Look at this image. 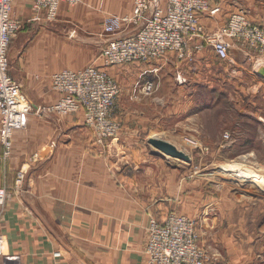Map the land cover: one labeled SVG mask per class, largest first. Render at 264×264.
Here are the masks:
<instances>
[{
	"label": "crops",
	"instance_id": "1",
	"mask_svg": "<svg viewBox=\"0 0 264 264\" xmlns=\"http://www.w3.org/2000/svg\"><path fill=\"white\" fill-rule=\"evenodd\" d=\"M100 1L81 0L72 10L61 4L52 22L45 20L42 11L35 12L29 0L13 3V17L20 28L36 31L25 56L12 68L10 63L11 76L35 110L57 101L51 76L63 69L78 70L100 62L96 66L119 86L113 116L120 131L104 148L93 145V134L80 113L33 114L25 129L13 133L11 156L5 163L0 159V186L12 188L18 171H24L25 177L0 211V235L5 251L17 255L21 264H148L144 254L148 219L161 223L168 214L176 213L177 197L176 170L157 163V159L168 158L154 155L148 141L159 139L170 114L187 110L183 96L190 88L218 79L209 73L214 66L223 65L204 47L195 53L192 63L167 54L150 63L112 68L104 66L99 54L94 58L83 55L81 64L70 61V67L64 68L71 51L66 50L68 41L58 31L60 23L72 22L85 33L101 32L106 13L131 14L133 0H104V7L98 6ZM210 1L219 12L212 17L200 15L206 32L223 28L239 12L253 24H264V0ZM133 33L128 25L122 36ZM195 43L192 40L189 45ZM236 50L237 59H253L245 50ZM259 58L264 61V56ZM250 74L254 87L264 85L254 71ZM179 75L185 79L183 85L175 80ZM148 81L156 87L151 96L141 91ZM256 113L263 115L260 108ZM35 153L39 160L32 163ZM57 252L60 257L54 258Z\"/></svg>",
	"mask_w": 264,
	"mask_h": 264
},
{
	"label": "built area",
	"instance_id": "2",
	"mask_svg": "<svg viewBox=\"0 0 264 264\" xmlns=\"http://www.w3.org/2000/svg\"><path fill=\"white\" fill-rule=\"evenodd\" d=\"M15 0H0V159L11 156L12 136L26 128L33 111L21 92V85L10 74L9 49L20 24L13 17ZM35 12H43L45 20L55 21L61 4L70 7L81 0H29ZM164 4V7L161 4ZM219 7L210 0H133L130 15H105L99 37L104 45L99 57L104 66L120 67L136 63H150L174 54L179 60L192 63L194 55L208 47L225 63L231 48L243 49L257 59L264 56V24H253L244 13H234L227 24L216 31L206 32L200 15L214 16ZM131 25L134 33L122 36L124 27ZM195 40L194 46L189 42ZM178 85L185 79L176 76ZM51 88L58 95L48 107L38 113L58 116L81 114L84 126L93 134V145L104 148L115 139L120 125L113 117L119 96L118 84L103 70L89 65L78 70L63 69L51 76ZM155 84L148 81L141 91L152 94ZM38 155L34 156L38 158ZM25 177L18 171L12 188L0 186V211L19 190ZM1 213V212H0ZM147 244L144 254L148 264H214L199 247L195 221L180 214L170 213L160 223L149 218L146 226ZM60 253L54 254L59 258ZM0 264H21L17 255L5 251L0 235Z\"/></svg>",
	"mask_w": 264,
	"mask_h": 264
},
{
	"label": "rangeland",
	"instance_id": "3",
	"mask_svg": "<svg viewBox=\"0 0 264 264\" xmlns=\"http://www.w3.org/2000/svg\"><path fill=\"white\" fill-rule=\"evenodd\" d=\"M78 29L72 22L58 26L71 51L64 68L70 61L81 64L83 55L98 56L103 48L105 39L98 29ZM35 32L19 28L9 50L11 68L25 56ZM236 52L231 48L228 61L210 70V77L218 79L190 88L182 97L187 110L170 114L157 136L187 155L189 162L168 158L157 163L176 170L175 212L195 221L199 247L210 263L264 264V85L254 87L250 74L264 61L240 60ZM33 114L41 113L33 108L29 116ZM35 155L32 163L39 160L33 161Z\"/></svg>",
	"mask_w": 264,
	"mask_h": 264
},
{
	"label": "water",
	"instance_id": "4",
	"mask_svg": "<svg viewBox=\"0 0 264 264\" xmlns=\"http://www.w3.org/2000/svg\"><path fill=\"white\" fill-rule=\"evenodd\" d=\"M254 72L264 81V65H257ZM154 150V155L171 158L188 163L189 158L182 151L178 150L174 145L159 139H150L148 141Z\"/></svg>",
	"mask_w": 264,
	"mask_h": 264
},
{
	"label": "bare ground",
	"instance_id": "5",
	"mask_svg": "<svg viewBox=\"0 0 264 264\" xmlns=\"http://www.w3.org/2000/svg\"><path fill=\"white\" fill-rule=\"evenodd\" d=\"M160 140V139H159ZM226 169V168H225ZM248 173H250V172H248Z\"/></svg>",
	"mask_w": 264,
	"mask_h": 264
}]
</instances>
